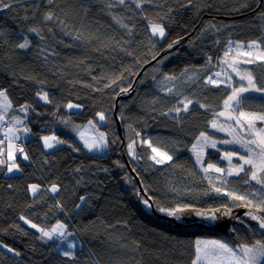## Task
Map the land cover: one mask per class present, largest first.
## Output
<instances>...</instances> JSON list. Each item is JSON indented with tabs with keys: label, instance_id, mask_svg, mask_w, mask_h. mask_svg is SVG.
I'll use <instances>...</instances> for the list:
<instances>
[{
	"label": "trees",
	"instance_id": "1",
	"mask_svg": "<svg viewBox=\"0 0 264 264\" xmlns=\"http://www.w3.org/2000/svg\"><path fill=\"white\" fill-rule=\"evenodd\" d=\"M112 2L4 0L11 7H0V89L7 90L11 115L23 118L29 129L28 159H19L22 174L8 176L0 165V264H193L198 236L222 237L230 243L234 239V245L264 241V233L252 226H235L236 235L230 237L201 224H169L143 203L151 199L158 212L161 207L233 205L211 190L190 154L201 132L217 133L209 121L222 109L229 89L192 80L182 90L193 101L189 111L170 112L183 108L185 95L165 94L153 78L161 72L176 77L186 68L202 71L208 57L221 55L229 40L247 43L264 37V0H151L140 8L136 0H125L124 5L109 8ZM49 12L54 19L45 21ZM150 21L163 24V39L152 36ZM32 27L41 30L43 39L29 31ZM76 35L82 39H74ZM25 36L31 43L20 49L17 45ZM129 86L127 93L120 92ZM43 92L50 102L37 96ZM131 92L119 100L125 140L128 130L134 137L139 133L141 140L147 136L153 146L173 157L167 164L148 167L142 152L147 146L139 149L136 171L147 198L140 197L128 170L122 154V148L127 153L126 143L122 146L114 117L117 93ZM70 101L83 105V111L67 112ZM22 105H30L27 115ZM243 106L264 111V97L249 96ZM99 112L106 117L105 154L90 153L75 136L66 134L61 137L67 145L45 150L41 137L57 130L58 120L70 116L77 123L91 120L98 125ZM211 155L207 159L217 160ZM245 177H230L228 186L252 189L255 182L246 186ZM32 183L40 185L36 193L29 189ZM53 184L58 186L55 193L50 191ZM21 217L44 228L63 220L77 231L83 247L74 257H65L55 251V241L42 243Z\"/></svg>",
	"mask_w": 264,
	"mask_h": 264
},
{
	"label": "snow or ice",
	"instance_id": "2",
	"mask_svg": "<svg viewBox=\"0 0 264 264\" xmlns=\"http://www.w3.org/2000/svg\"><path fill=\"white\" fill-rule=\"evenodd\" d=\"M144 2H151V0H136V7L140 8L141 4ZM189 3L192 0H188ZM51 3V0H49ZM117 4L124 5L125 0H114V2L109 3L108 7L113 8ZM0 7L9 8L10 4L4 3V0H0ZM115 19V17H113ZM54 19V14L52 12L46 13L44 16L45 21H51ZM119 22V21H118ZM63 23V22H61ZM121 27L127 28V25L121 24ZM214 27V26H213ZM150 28L152 36L164 37L165 27L162 23H155L150 21ZM30 32L35 33L40 36L41 30L36 27L29 29ZM51 31V30H50ZM67 34V33H66ZM43 39L42 36H40ZM76 40L82 39L80 35L74 37ZM30 40L25 36L23 38V43L17 45L20 49H26L30 45ZM175 43V41L173 42ZM233 45L236 49L234 51ZM172 45H169L171 48ZM247 49V51H242ZM240 57H244L243 64L245 65H257L261 68H264V37L259 40H252L247 43L244 42H233L228 41V45L224 52L222 63L226 66L227 69H230L239 80L234 81L232 75L228 71L216 72L213 75H208L205 84L212 85L216 88L221 87L222 85L227 84L229 88V94L227 98L223 101V111L214 114L213 120L209 121V124L214 129H219L220 131H228L233 135V139L222 141L224 144H238L241 148L245 149L246 155H239L237 152H225L222 159L228 161V167L221 168L217 167L214 164L209 163L207 167H203V154L205 147H211L215 149L217 147V142L212 140L207 133L201 132L199 136L196 137V142L192 145V152L196 156V163L200 164L203 167V171L206 174L208 183L212 186V191L217 194L225 195L234 206H243L249 211L245 213V216L249 217L251 220L256 221L260 230L264 231V111L260 112H245L240 110L242 106L246 103L248 93H260L264 97V86H258L257 76L252 70L244 68L242 70ZM155 58V57H153ZM212 57H208V63L210 64ZM187 71V70H186ZM224 76V79H216L214 77ZM195 76H190L188 79L192 80ZM123 77H117L116 80L112 81V84H115L117 80L122 79ZM261 78H264L262 74ZM177 79L174 76H166L165 80L172 81ZM112 84L106 85V87H111ZM129 88H121V93H127ZM169 93L173 92V88L166 89ZM120 93H117L119 95ZM179 95V93H177ZM37 96L46 101L50 102L47 93H37ZM183 108H173L169 109L170 112H184L189 111V105L193 104V101L187 97L181 101ZM11 102L7 97V90L0 89V122L4 121L5 113L8 108H10ZM30 105H22L21 111H27ZM81 105L68 103L67 108H79ZM201 108H205L206 105L200 104ZM238 112V115L236 114ZM100 121L106 119L103 112L97 113ZM224 117L228 121H233L235 128L228 127L225 128L223 125L218 124L215 117ZM67 121H65L66 123ZM13 123L20 124L22 123L19 119L13 118ZM89 124L92 125L93 121H89ZM237 129L243 130L246 132V136H240L236 134ZM23 131L27 133L29 129L24 127L23 129H18L15 127H8L5 136L8 143L7 149V159L4 157V151L0 149V165H7V171L9 173L13 171H20L19 165L16 163L15 153L19 152L23 155V159L27 160V155L24 154V149L16 147L12 141L18 139L17 132ZM139 135V133H137ZM44 141L45 148H53L55 144L64 143L60 141L55 136H44L42 137ZM81 139H84L83 134L81 133ZM4 141H0L2 145ZM115 143V141H113ZM135 141L128 144L129 153L135 155ZM147 143L151 148L153 155L150 157L156 164H167L172 161L173 157L167 152H162L155 147H152L150 141H143ZM84 147L88 151H102L108 147V141L106 139V134L100 132L95 138L88 140L84 139ZM78 150V149H77ZM240 163L234 165L232 163L233 158L237 157ZM212 172L217 174L226 175H217L215 180L221 182L225 187L228 184L227 177L231 176H240L244 174L246 179L244 180L245 185H249L252 181L255 182L259 187L255 188L253 191H244L243 193L233 191H225L224 187H217L214 183ZM11 187V186H10ZM39 188V185L33 184L29 186V189L32 193H36ZM50 191L55 193L58 191V186L53 184L50 188ZM206 194V193H205ZM81 201H86L84 196L80 197ZM239 202V204H237ZM143 203L146 207H151L147 199L143 200ZM78 209L81 205L76 206ZM190 205H184L183 207H178L174 209L159 208V211L166 212L167 215L176 217L179 213L184 212L189 209ZM218 214L229 216L232 214V209L228 205H223L221 208L206 210V211H197L196 215L206 218L210 221H215L218 219ZM22 220H25L24 217H21ZM26 223L30 224L32 228H38L41 232V239L47 240H57V247L59 248L61 244L65 245L66 250H62V254L65 257H74V249L77 247V242L74 237V234L67 230V226L63 223L58 222L54 225L51 230H45L39 228L38 225L31 223V221L25 220ZM233 231H235L233 229ZM7 248V245H3ZM9 251H15V249H8ZM195 251L196 259L193 261V264H200L201 261H207V264H224L226 261L227 264H264V241L256 240L251 244L241 243L236 247H231L229 244L222 240H207V239H197L195 241ZM18 255V253H17Z\"/></svg>",
	"mask_w": 264,
	"mask_h": 264
},
{
	"label": "rangeland",
	"instance_id": "3",
	"mask_svg": "<svg viewBox=\"0 0 264 264\" xmlns=\"http://www.w3.org/2000/svg\"><path fill=\"white\" fill-rule=\"evenodd\" d=\"M155 23H157V22H155ZM149 27H150V24H149ZM150 29H151V28H150ZM157 37L160 38V39H163V38H164V37H159V36H157ZM235 42H236V41H235ZM233 48H234V51H236L234 45H233ZM242 51H247V49H243ZM224 52H225V51H223V52L221 53V55H219L217 58L212 59V62H211L210 64L208 63V60H207V61L205 62L206 64H205L204 67H203V68H204V69L202 70L203 72H202V71H198V72H197L196 68H195V69H194V68H186V69H184V70L179 74V76H176L177 79L172 80V81L165 80V77H166V76H170V75L161 72L160 74L158 73L157 76H155V77L153 78V81H154L156 87L159 88L160 90H162V91H163L165 94H167V95H169V92L166 90V89H168V88H173V92H171V93H176V94H177V91H178L179 94L185 95L184 92L182 91V90L184 89L185 85H186V87L189 86V85H190V82H191L192 80H199L198 83H205V80H206L207 76H208V75H213V74L216 73V72H221V73H223L224 71H228V73H229L230 75H232L233 80H234V81H238L239 78H238L234 73H232L230 69H227L226 66L222 63V58H223ZM239 59L241 60V67H242V70H243L244 68H248L249 70H252V71L254 72V74L257 76V84H258V86H262V84H264V80H263V78H261V77L259 78V76H261V75H260V68H261V67H259V66H257V65H245V64H243V60H244L245 58H244V57H240ZM197 69H198V68H197ZM186 70H187V71H186ZM204 72H208V73H207V75H206L203 79H196V78L199 76L200 73H204ZM194 73H195V76L193 77V79H192V80H189L188 78H189L190 76H193ZM214 78H216V79H224V76L222 75L221 77H218V78H217V77H214ZM222 86L228 88L227 84L222 85ZM228 89H229V88H228ZM43 93H44V92H43ZM245 95H246L247 97L250 96V99H251V100H252V96H253V95H254V96H261L260 93H248V94H245ZM184 97H186V95H185ZM226 98H227V97H226ZM226 98H225V99H226ZM225 99H224V100H225ZM8 100H9V99H8ZM224 100H223V101H224ZM68 103H73V104L81 105L80 103H78V102H73V101H70V102H68ZM181 109H182V108H181ZM66 110H67V112H69V113H70V112H71V113H72V112H81V111H83V105H81V107H79V108H72V109H69V108H67V106H66ZM223 110H224V109H223V102H222V109H220V110L217 111V112H214L213 114L219 113L220 111H223ZM240 110L245 111V112H258V111H256V110H247V109L244 108V106H242V108H241ZM8 112H9V116L11 117V119H12V121H13V117H14L15 114H14V115H10V114H11V109H10V108H9V111H8ZM23 112H24V113L26 112L25 114L27 115V111H23ZM236 114L238 115V112H237ZM213 118H214V116H213ZM213 118H212L211 120H213ZM215 118H216V120H217V123L223 125L225 128H228V127H233V128H235V127H236L233 121H228V120H226L224 117H219V116H217V117H215ZM16 119H19V120L22 122V123H20V124L18 125V127H17L18 129H23L24 127H27V128H28L26 121H23V119H22V118H19V117H17ZM97 119H98L99 124L97 125L96 123H93V124H92L90 127H88V128H85V124H83V123H77V122L73 121V119H72L70 116L58 120V122L56 123V128H57V130H55V131H53V132H50V133H48V134H46V135H43L42 137H44V136H49V137H51V136H55V137H57L60 141H64V143L55 144V146H54L53 148H45V147H44L45 150H46V151H51V150L58 149V148H61L62 146L67 145V143H66V141L64 140V138L61 137V134L72 135V136H75V137L77 136V137L79 138V142L81 143V145H82L83 147H84V139L91 140V139L95 138L96 136H98L100 132L105 133V134H106V139H107V132H106V130L103 129V127H104V125L106 124V122H105V120H104V121H100L98 116H97ZM65 121H67V122L65 123ZM16 125H17V124H16ZM210 127H211V126H210ZM211 128H212V127H211ZM212 129L215 131V133H216V132H217V133H216L215 135H213V136L210 135V134H208V133H207V135H208L212 140H214V141L217 142V147H216L215 149H213V148H211V147H205V149H204V154H203V167H207V165H208L209 163H211V164L216 165L217 167H221V168H225V169H226V168L229 166V165H228V161L222 159V157H223V155H224L225 152H237L239 155H246V151H245V149L241 148L240 145H238V144H224V143H222V141L233 139V135H232V134H230L228 131H220L218 128H217V129L212 128ZM20 132L23 133L24 135L26 134V133L23 132V131H20ZM81 133L83 134L84 139H81ZM127 134H128V135L126 136V140H125L126 148H127V151H128L127 153H128V156H129V158H130L132 164H134L133 167H135V169L138 170V169L140 168V166L138 165V157H139V156H142V155H141V153H139V149L137 148V144H136V143H135V149H134V151H135V155H132V154L129 153V150H128V144L131 143V142H133V141L136 142V140H135V139H136V136H135V137L132 136V135H131V132H130L129 130L127 131ZM236 134H238V135H240V136H246V135H247L246 132H244L243 130H239V129H237ZM42 137H41V142H42V144H43V146H44V141H43ZM16 140H17V139H15V140L12 141V143H13L15 146L17 145V144H16ZM145 140L149 141V139H148L147 136H145V137L142 138V141H145ZM3 141L6 143V145H4V148H3V151H4V157H3V158L7 159V149H8V143H9V141L7 140V138H6V139H3ZM195 142H196V141H195ZM195 142H194V143H195ZM121 143H122V141H121ZM121 143H120V147H121ZM144 144L147 146L146 149L142 151L143 154H145L143 157H145V159H146V165H147L148 167H151V166H153V165H159V164H156L153 160L150 159V157L153 155V153H152V151H151V148L148 146V144H147V143H144ZM16 147H17V146H16ZM152 147H155V148H157L158 150H160V151H162V152H166V151H164L163 149H161V148H159V147H156V146H153V145H152ZM22 148H23V147H22ZM191 149H192V147L190 148V154L192 155V157H193V159H194V161H195V163H196V156H195V154L192 152ZM107 151H108V147L105 148V149L102 150V151H89V152H90V153H95V154H99V155H100V154H105ZM211 153H212L211 157H212V158H217V160H209V159H207V156H208V155L210 156ZM24 154L27 155L26 152H25V150H24ZM168 154H169V153H168ZM169 155H170V154H169ZM15 157H16V163H17V164L19 165V167H20V171H13V172L9 173V172L7 171V165H2V166H4L5 174L8 175V176H13V175H20V174H22V167H21V163H20L19 159L22 160V161H26V160L23 159V155H22L21 153H19V152H16V153H15ZM232 163H233L234 165L240 163V161H239V159H238V156L233 158ZM196 166H197L198 169L204 174V176H206V174H205L204 171H203V167H201V165H200V164H197V163H196ZM129 172H130V171H129ZM130 174H131V173H130ZM131 175H132V174H131ZM211 175H212V177H213V180H214V183L216 184V186H217V187H224L225 191H233V190H235V191H237V192L243 193L244 191H253L255 188L259 187L258 185H254V186L252 187V189H243V188H238V187H229V186H228L229 183H228L227 186L225 187L224 185L221 184L220 181L215 180V177L217 176L215 173H211ZM218 175H220V174H218ZM224 175H226V173H225ZM132 177H133V176H132ZM231 177H237V176H231ZM229 178H230V177H227V180H228ZM245 178H246V177H245ZM253 182H254V181H253ZM33 184L39 185V184H37V183H32L31 185H33ZM246 186H247V185H246ZM39 189H40V185H39V188H38L37 191H39ZM223 196H225V195H223ZM160 212H161V211H160ZM162 213H164V212H162ZM25 220L31 221V223H34V224L38 225L39 228H43V229H45V230H51V228H52L54 225H56L58 222L63 223V224H65V225L67 226V230H68L69 232H71V233L74 234V237H72V238L75 239V241L77 242V247L73 250L74 253L76 252L77 249L83 247V241H82V239L80 238V236H79V234L77 233V231H76L75 229H70V228H69V225H68L65 221H63V220H57L55 223H52V224L48 225V226L45 227V228H44L41 224H39V223L33 221L32 219H30V218H28V217H25ZM25 220H23L24 223H25L28 227H31V225L28 224V223H26ZM238 225H240V224L236 223V226H238ZM233 227H235V226L233 225ZM31 228H32V227H31ZM33 229H35V230L39 233L40 241H41L42 243H46V244H47V243H51L52 241H55V242H56V245H55V251H56V252L62 254V250H66V249H65V245H63V244H61V246L58 248V247H57V243H58V241L55 240V239H53V240H47L46 238H45V239H41V232L39 231V229H38V228H33ZM234 233H235V235H236V232H235V231H234ZM233 236H234V234L231 235L230 237H233ZM197 239H207V240L217 239V240H222V241L227 242V243L229 244V246H231V247H236V246H237V245H234V244H233L234 239H231L232 243H230L229 241H227L226 239H224V238H222V237H216V236H198V237L196 238V240H197ZM62 255H63V254H62ZM195 259H196V258H195ZM200 264H207V261H201ZM224 264H227V262L225 261Z\"/></svg>",
	"mask_w": 264,
	"mask_h": 264
},
{
	"label": "water",
	"instance_id": "4",
	"mask_svg": "<svg viewBox=\"0 0 264 264\" xmlns=\"http://www.w3.org/2000/svg\"><path fill=\"white\" fill-rule=\"evenodd\" d=\"M159 56H157L155 59L151 60L150 62L146 63L140 70L139 72L135 75V80H138V78L143 74L144 69L150 65L151 63L155 62L156 59H158ZM134 76V75H133ZM133 92V91H132ZM129 93L127 95H122L119 94L116 97L115 100V107H114V117L117 123V129L119 131V134L122 136V146L125 143V138L123 136L122 133V123H121V119L119 117L118 111H119V100L120 98H126L127 96L132 94ZM140 137L137 136V139H139ZM143 144L139 143L138 144V148H141ZM122 154L124 156V159L126 161L128 170L130 171V173L133 175V179L134 181L138 184L139 188H140V193H144V187L142 185L141 182V178L139 176V174L137 173L136 169L132 166L128 155L126 153V150L124 148H122ZM222 206L219 207H213V208H203V207H197V206H191L189 209L185 210L182 213H179L178 216L173 217V216H169L167 214H162L159 213L156 208L154 207V205L152 204V213L155 214L158 218H163L164 220H167V222L173 221L176 225H197V224H201L202 226H209L212 227L218 231H221L225 234L228 235H233L234 231H233V225L238 223L241 225H251L255 228H257L258 230V224L256 221L251 220L249 217L245 216V213L247 211H249V209L243 207V206H229L232 209V214L229 216H224V215H220L218 214V219L215 221H210L207 220L206 218L200 217L196 215L197 211H206V210H211V209H216V208H221ZM262 231V230H260ZM264 233V231H262Z\"/></svg>",
	"mask_w": 264,
	"mask_h": 264
},
{
	"label": "clouds",
	"instance_id": "5",
	"mask_svg": "<svg viewBox=\"0 0 264 264\" xmlns=\"http://www.w3.org/2000/svg\"><path fill=\"white\" fill-rule=\"evenodd\" d=\"M26 113V112H25ZM11 115V114H10ZM26 115V114H25ZM6 119H8V121L10 122V124L11 125H13L12 127H14V126H17L15 123H13V121H12V119H11V117H9L6 113H5V119L4 120H6ZM23 119V118H22ZM91 121V120H90ZM4 123H6V121L4 122ZM94 123V122H93ZM7 125V124H6ZM91 125L89 124V121L87 122V123H85V128H88V127H90ZM136 136H139L140 137V135H137V133H136ZM24 138H25V135H24ZM141 138V137H140ZM139 138V139H140ZM25 141H27L26 140V138L24 139ZM25 144H26V142H24V150H25ZM133 166V165H132ZM133 176V175H132ZM133 178V177H132ZM137 184V183H136ZM138 185V184H137ZM139 187V186H138ZM239 204V203H238ZM220 206H223V205H220ZM233 206V205H232ZM213 207H219V206H213ZM213 207H208V208H213ZM166 214V213H165ZM164 220V219H163ZM164 221H166L167 222V220H164ZM167 223H169V224H175L173 221H170V222H167ZM235 225V224H234ZM240 226H243V227H246L247 228V226H251V225H246V226H244V225H241L240 224ZM205 227H209V226H205ZM253 227V226H252ZM210 228H212V227H210ZM233 229H234V227H233ZM257 229V228H256ZM213 230H216V229H214L213 228ZM235 230V229H234ZM216 231H218V230H216ZM218 232H220L221 234H223V235H227V236H231V235H228V234H225V233H223V232H221V231H218ZM262 232V231H261ZM235 234V233H234Z\"/></svg>",
	"mask_w": 264,
	"mask_h": 264
},
{
	"label": "bare ground",
	"instance_id": "6",
	"mask_svg": "<svg viewBox=\"0 0 264 264\" xmlns=\"http://www.w3.org/2000/svg\"><path fill=\"white\" fill-rule=\"evenodd\" d=\"M119 132V131H118ZM139 143H141V144H144L143 143V141L141 140V139H136V144H139ZM138 189H139V191H140V188L138 187ZM141 196H146V198H147V195L145 194V192L144 193H140V197ZM147 200H151V199H147ZM151 213H152V211H151ZM159 213H161V212H159ZM153 214V213H152ZM163 214V213H162ZM154 216H156L155 214H153ZM157 217V216H156ZM158 218V217H157ZM161 219H163V218H161ZM38 235H39V233H38ZM39 240H40V237H39Z\"/></svg>",
	"mask_w": 264,
	"mask_h": 264
},
{
	"label": "built area",
	"instance_id": "7",
	"mask_svg": "<svg viewBox=\"0 0 264 264\" xmlns=\"http://www.w3.org/2000/svg\"><path fill=\"white\" fill-rule=\"evenodd\" d=\"M6 124H7L8 126H12V125L10 124V122L8 121V119H6ZM24 142H25L24 138L20 137V140L17 142V147H21L22 145H24Z\"/></svg>",
	"mask_w": 264,
	"mask_h": 264
},
{
	"label": "crops",
	"instance_id": "8",
	"mask_svg": "<svg viewBox=\"0 0 264 264\" xmlns=\"http://www.w3.org/2000/svg\"><path fill=\"white\" fill-rule=\"evenodd\" d=\"M10 109H11V107H10ZM9 108L7 109V111H6V114L9 116ZM10 117V116H9ZM14 118V117H13ZM4 124V121H2V122H0V125H3ZM19 125V124H18ZM18 125H17V127H18ZM20 132V131H19ZM4 145H6V143L4 142L2 145H0V149H2L3 150V148H4Z\"/></svg>",
	"mask_w": 264,
	"mask_h": 264
},
{
	"label": "flooded vegetation",
	"instance_id": "9",
	"mask_svg": "<svg viewBox=\"0 0 264 264\" xmlns=\"http://www.w3.org/2000/svg\"><path fill=\"white\" fill-rule=\"evenodd\" d=\"M234 226H236V224ZM238 226H240V225H238Z\"/></svg>",
	"mask_w": 264,
	"mask_h": 264
}]
</instances>
